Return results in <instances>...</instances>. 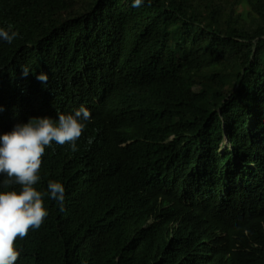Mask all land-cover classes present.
I'll use <instances>...</instances> for the list:
<instances>
[{
  "label": "trees",
  "instance_id": "trees-1",
  "mask_svg": "<svg viewBox=\"0 0 264 264\" xmlns=\"http://www.w3.org/2000/svg\"><path fill=\"white\" fill-rule=\"evenodd\" d=\"M132 5L0 0V128L91 113L45 150L64 211L44 197L16 264H264V216L231 210L264 198V0Z\"/></svg>",
  "mask_w": 264,
  "mask_h": 264
},
{
  "label": "clouds",
  "instance_id": "clouds-1",
  "mask_svg": "<svg viewBox=\"0 0 264 264\" xmlns=\"http://www.w3.org/2000/svg\"><path fill=\"white\" fill-rule=\"evenodd\" d=\"M144 0H133V7H140ZM151 0H149V4ZM0 29V39L11 44L17 37ZM29 70L22 69L27 77ZM36 79L46 85L48 76L41 73ZM91 113L83 106L74 114H60L55 120L50 117L29 118L25 123L0 128V190L18 185L20 190L0 192V264H16L20 252L15 241L24 239L30 230H38L49 215L44 206V197L56 201L64 211L65 188L55 181H49L47 191H38L42 158L46 148L53 143L71 146L77 151L76 141L86 127L84 121ZM231 210L233 223L238 222L242 229L264 216V198L250 202L248 198L235 196Z\"/></svg>",
  "mask_w": 264,
  "mask_h": 264
}]
</instances>
